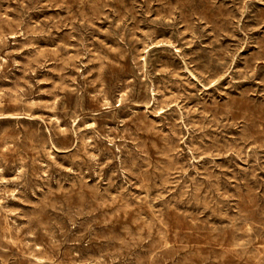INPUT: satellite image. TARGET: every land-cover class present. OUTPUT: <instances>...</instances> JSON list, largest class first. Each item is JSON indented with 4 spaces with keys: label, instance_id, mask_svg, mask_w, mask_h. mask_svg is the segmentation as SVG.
<instances>
[{
    "label": "rangeland",
    "instance_id": "1",
    "mask_svg": "<svg viewBox=\"0 0 264 264\" xmlns=\"http://www.w3.org/2000/svg\"><path fill=\"white\" fill-rule=\"evenodd\" d=\"M105 1L0 0V264H264V0Z\"/></svg>",
    "mask_w": 264,
    "mask_h": 264
},
{
    "label": "bare ground",
    "instance_id": "2",
    "mask_svg": "<svg viewBox=\"0 0 264 264\" xmlns=\"http://www.w3.org/2000/svg\"><path fill=\"white\" fill-rule=\"evenodd\" d=\"M77 1V0H76ZM79 1V0H78ZM82 1V0H81ZM84 1V0H83ZM100 1V0H99ZM103 1V0H102ZM105 1V0H104ZM133 1V0H132ZM166 1V0H165ZM191 1H193V0H191ZM32 2V1H31ZM53 2V1H52ZM89 2V1H88ZM95 2V1H94ZM106 2V1H105ZM127 2H128V0H127ZM130 2V1H129ZM211 2V1H210ZM213 2V1H212ZM63 3V2H62ZM98 3V2H97ZM132 3V2H131ZM130 3V4H131ZM175 3V2H174ZM206 3V2H205ZM93 4H95V3H93ZM190 4V3H189ZM73 5V4H72ZM90 5V4H89ZM124 5V4H123ZM128 5V4H127ZM168 5V4H167ZM60 6V5H59ZM82 6V5H81ZM103 6V5H102ZM125 6V5H124ZM131 6V5H130ZM133 6V5H132ZM170 6V5H169ZM176 6H180L179 5V3H178V5H176ZM200 6V5H199ZM65 7V6H64ZM78 7H80V6H78ZM90 7V6H89ZM123 7V6H122ZM193 7V6H192ZM214 7V6H213ZM104 8V7H103ZM178 8V7H177ZM186 9H188L187 7H185ZM216 8V7H215ZM224 8V7H223ZM27 9H28V7H27ZM69 9H70V7H69ZM83 9V8H82ZM90 9V8H89ZM91 9H94V8H91ZM126 9V8H125ZM169 9V8H168ZM176 9V8H175ZM87 10V9H86ZM122 10H124V9H122ZM133 10V9H132ZM165 10V9H164ZM181 10V9H180ZM185 10V9H184ZM189 10V9H188ZM194 10H196V9H194ZM205 10V9H204ZM225 10V9H224ZM65 11H66V9H65ZM168 11H170V10H168ZM172 11V10H171ZM182 11V10H181ZM191 11H192V9H191ZM219 11H220V9H219ZM67 12V11H66ZM69 12V11H68ZM92 12V11H91ZM128 12H130V11H128ZM174 12V11H173ZM187 12V11H186ZM77 13V12H76ZM126 13V12H125ZM171 13V12H170ZM191 13V12H190ZM193 13V12H192ZM71 14V13H70ZM133 14V13H132ZM169 14V13H168ZM20 15V14H19ZM22 15V14H21ZM63 15V14H62ZM119 15V14H118ZM126 15V14H125ZM1 16V15H0ZM68 16V15H67ZM79 16V15H78ZM170 16V15H169ZM169 16H167V17H169ZM190 16V15H189ZM19 17V16H18ZM90 17V16H89ZM100 17V16H99ZM102 17V16H101ZM162 17V16H161ZM166 17V18H167ZM188 17V16H187ZM23 18V17H22ZM164 18V17H163ZM165 18V19H166ZM205 18V17H204ZM208 18V17H207ZM71 20H72V18H70ZM86 19V18H85ZM87 19H89V18H87ZM91 19V18H90ZM99 19V18H98ZM164 19V20H165ZM192 19V18H191ZM223 19H225V18H223ZM222 19V20H223ZM2 20V19H1ZM17 20V19H16ZM68 20V19H67ZM66 20V21H67ZM70 20V21H71ZM96 20V19H95ZM108 20V19H107ZM121 21H122V19H120ZM194 20V19H193ZM215 20V19H214ZM221 20V19H220ZM226 20V19H225ZM230 20V19H229ZM4 21V20H3ZM18 21H19V19H18ZM23 21V20H22ZM81 21H83V20H81ZM97 21V20H96ZM186 21V20H185ZM13 22V21H12ZM71 22H73V20L71 21ZM84 22V21H83ZM188 22V21H187ZM3 23H5V22H3ZM8 23V22H7ZM76 23H79V22H76ZM85 23V22H84ZM96 23V22H95ZM162 23V22H161ZM19 24V23H18ZM60 24V23H59ZM20 25V24H19ZM72 25H74V24H72ZM71 25V26H72ZM81 25V24H80ZM89 25V24H88ZM223 25H225V24H223ZM223 25H222V27H223ZM9 26H10V24H9ZM75 26V25H74ZM15 27V26H14ZM23 27V26H22ZM221 27V28H222ZM6 28V27H5ZM7 28H8V26H7ZM77 28V27H76ZM11 30V29H10ZM14 30V29H13ZM79 30H81V29H79ZM124 30V29H123ZM122 30V31H123ZM88 31V30H87ZM118 31V30H117ZM219 31V30H218ZM17 32V31H16ZM125 32V31H124ZM109 33H111V32H109ZM109 33H107V34H109ZM119 33V32H118ZM127 33V32H126ZM84 34V33H83ZM114 34H117V33H114ZM12 35H13V33H12ZM71 35V34H70ZM82 35V34H81ZM85 35V34H84ZM83 36V35H82ZM112 36V35H111ZM120 36V35H119ZM2 37V36H1ZM1 37H0V39H1ZM75 37V36H74ZM73 37V38H74ZM84 37V36H83ZM115 37V36H114ZM122 37V36H121ZM67 38V37H66ZM117 38V37H116ZM63 39V38H62ZM79 39H80V37H79ZM84 39V38H83ZM3 40V39H2ZM1 40V41H2ZM126 40V39H125ZM130 40V39H129ZM8 41V40H7ZM122 41H124V40H122ZM131 41V40H130ZM81 42V41H80ZM121 42V41H120ZM6 43V42H5ZM84 43V42H83ZM8 44V43H7ZM81 44V43H80ZM125 44V43H124ZM134 44V43H133ZM83 45V44H82ZM115 45V44H114ZM63 46V45H62ZM127 46V45H126ZM131 47V46H130ZM135 48V47H134ZM133 48V49H134ZM122 50V49H121ZM126 50V49H125ZM128 50V49H127ZM8 51V50H7ZM57 51V50H56ZM77 51H78V49H77ZM112 51V50H111ZM115 51H117V49L115 50ZM119 51V50H118ZM133 51V50H132ZM6 52V51H5ZM4 52V53H5ZM79 52V51H78ZM83 52H84V50H83ZM110 52V51H109ZM123 52H124V50H123ZM135 52V51H134ZM112 53V52H111ZM118 53V52H117ZM59 54V53H58ZM79 54V53H78ZM132 54V53H131ZM5 55V54H4ZM63 55V54H62ZM50 56H52V55H50ZM55 56H57V55H55ZM59 56V55H58ZM136 56H137V54H136ZM203 56V55H202ZM215 56V55H214ZM40 57H42V56H40ZM66 57V56H65ZM78 57V56H77ZM122 57V56H121ZM133 57V56H132ZM209 57V56H208ZM8 58V57H7ZM62 58V57H61ZM98 58V57H97ZM140 58V57H139ZM134 59H135V57H134ZM39 60V59H38ZM51 60H53V59H51ZM60 60V59H59ZM97 60H99V59H97ZM108 60V59H107ZM131 60H133V59H131ZM138 60V59H137ZM136 60V61H137ZM57 61V60H56ZM109 61V60H108ZM136 61H135V63H136ZM139 61V60H138ZM204 61V60H203ZM224 61H225V59H224ZM62 62V61H61ZM211 62V61H210ZM250 62V61H249ZM1 63V62H0ZM64 63V62H63ZM62 63V64H63ZM138 63V62H137ZM141 63H142V61H141ZM143 63H144V61H143ZM146 63V62H145ZM201 63V62H200ZM251 63V62H250ZM37 64V63H36ZM67 64V63H66ZM112 64V63H111ZM64 65V64H63ZM114 65V64H113ZM217 65H218V63H217ZM115 66H118V65H115ZM136 66V65H135ZM198 66V65H197ZM249 66H250V64H249ZM1 67V66H0ZM103 67V66H102ZM213 67V66H212ZM3 68H4V66H3ZM7 68V67H6ZM67 68V67H66ZM100 68V67H99ZM105 68V67H104ZM201 68V67H200ZM228 68H229V66H228ZM252 68V67H251ZM63 69V68H62ZM100 69H102V68H100ZM122 69H124V68H122ZM1 70V69H0ZM120 70V69H119ZM125 70V69H124ZM139 70H142V69H139ZM203 70V69H202ZM3 71V70H2ZM63 71V70H62ZM101 71V70H100ZM107 71V70H106ZM121 71V70H120ZM205 71H206V69H205ZM6 72V71H5ZM61 72V71H60ZM122 72V71H121ZM129 72H130V70H129ZM233 72V71H232ZM231 72V73H232ZM10 73V72H9ZM100 73V72H99ZM102 75H105V74H103V70H102ZM104 73H105V71H104ZM110 73H112V72H110ZM118 73H120V72H118ZM125 73V72H124ZM136 73V72H135ZM135 73H133V74H135ZM219 73V72H218ZM2 74V73H1ZM113 74V73H112ZM123 74V73H122ZM127 74V73H126ZM132 74V75H133ZM10 75V74H9ZM136 75V74H135ZM214 75V74H213ZM5 76V75H4ZM11 76V75H10ZM100 76V75H99ZM134 76V75H133ZM2 78V77H1ZM100 78H101V76H100ZM104 78V77H103ZM102 78V79H103ZM109 78V77H108ZM114 78V77H113ZM124 78H125V76H124ZM6 79V78H5ZM101 79V80H102ZM107 79V78H106ZM111 79V78H110ZM138 80V79H137ZM112 81V80H111ZM119 81V80H118ZM3 82V81H2ZM115 83H116V81H114ZM122 82V81H121ZM7 83V82H6ZM102 83V82H101ZM3 84V83H2ZM104 84V83H103ZM102 84V85H103ZM108 84H109V82H108ZM113 84V83H112ZM1 85V84H0ZM8 84H5V86H7ZM15 85V84H14ZM106 85V84H105ZM13 86V85H12ZM16 86V85H15ZM84 86V85H83ZM114 87V86H113ZM84 88V87H83ZM112 88V87H111ZM23 89V88H22ZM109 89V88H108ZM115 89V88H114ZM145 89V88H144ZM150 89V88H149ZM20 90H21V88H20ZM27 90V89H26ZM113 90V89H112ZM147 90V89H146ZM7 91H10V90H7ZM78 91V90H77ZM76 91V92H77ZM88 91V90H87ZM149 91V90H148ZM154 91V90H153ZM11 92V91H10ZM31 92V91H30ZM16 93V92H15ZM29 93V92H28ZM78 93V92H77ZM98 93V92H97ZM103 93V92H102ZM109 93V92H108ZM151 93H152V90H151ZM14 94V93H13ZM19 94V93H18ZM1 95H3V94H1ZM36 95V94H35ZM78 95V94H77ZM110 95H112V94H110ZM153 95V94H152ZM25 96V95H24ZM23 96V97H24ZM28 96H30V95H28ZM145 96V95H144ZM3 97H5L4 95H3ZM96 97V96H95ZM134 97V96H133ZM140 97V96H139ZM11 98V97H10ZM20 98H21V96H20ZM27 98H29V97H27ZM93 98V97H92ZM100 98V97H99ZM103 98H105V97H103ZM109 98V97H108ZM137 98V97H136ZM142 98H143V96H142ZM1 99V98H0ZM78 99V98H77ZM83 99H84V97H83ZM110 99V98H109ZM144 99V98H143ZM22 100V99H21ZM25 100H27V99H25ZM78 100H80V99H78ZM85 100V99H84ZM112 100H113V97H112ZM150 100V99H149ZM148 100V101H149ZM15 101V100H14ZM65 101V100H64ZM94 101V100H93ZM103 101V100H102ZM145 101V100H144ZM34 102V101H33ZM59 102V101H58ZM88 102V101H87ZM18 103V102H17ZM28 103V102H27ZM80 103H81V101H80ZM83 103V102H82ZM101 103V102H100ZM111 103V102H110ZM119 103V102H118ZM154 103V102H153ZM35 104V103H34ZM64 104V103H63ZM75 104H77L76 102H75ZM106 104H108L107 102H106ZM147 104V103H146ZM21 105V104H20ZM57 105V104H56ZM65 105V104H64ZM77 105H79V104H77ZM88 105H89V102H88ZM99 105V104H98ZM7 106V105H6ZM9 106V105H8ZM16 106L17 105H15V109H16ZM27 106H28V104H27ZM30 106V105H29ZM85 106V105H84ZM101 106V105H100ZM110 106H111V104H110ZM249 106V105H248ZM253 106V105H252ZM18 107H20V106H18ZM22 107V106H21ZM20 107V108H21ZM33 107V106H32ZM66 107V106H65ZM236 107V106H235ZM255 107V106H254ZM1 108H3V107H1ZM14 108V107H13ZM36 108V107H35ZM55 108V107H54ZM77 108V107H76ZM100 108V107H99ZM98 108V109H99ZM104 108H107V107H104ZM234 108V107H233ZM251 108V107H250ZM262 108V107H261ZM23 109V108H22ZM66 109V108H65ZM72 109V108H71ZM84 109V108H83ZM128 109V108H127ZM132 109V108H131ZM236 109V108H235ZM239 109V108H238ZM20 110V109H19ZM63 110V109H62ZM88 110V109H87ZM100 110V109H99ZM231 110V109H230ZM264 110V109H263ZM65 111V110H64ZM95 111V110H94ZM118 111V110H117ZM122 111V110H121ZM121 111H120V113H121ZM124 111V110H123ZM257 111V110H256ZM12 112V111H11ZM30 112V111H29ZM83 112V111H82ZM85 112V111H84ZM88 112V111H87ZM139 112V111H138ZM137 112V113H138ZM234 112V111H233ZM235 112H237V111H235ZM57 113H58V111H57ZM116 113V112H115ZM239 113V112H238ZM60 114V113H59ZM77 114V113H76ZM122 114V113H121ZM135 114V113H134ZM243 114V113H242ZM247 114V113H246ZM71 115V114H70ZM75 115V114H74ZM120 114L118 113V116H119ZM127 115V114H126ZM130 115V114H129ZM128 115V116H129ZM244 115V114H243ZM264 115V114H263ZM8 116V115H7ZM91 116V115H90ZM141 116V115H140ZM143 116V115H142ZM253 116V115H252ZM261 116V115H260ZM61 117V116H60ZM92 117V116H91ZM95 117V116H94ZM103 117V116H102ZM106 117V116H105ZM145 117V116H144ZM148 117V116H147ZM216 117H217V115H216ZM244 117V116H243ZM245 117H246V115H245ZM10 118H11V116H10ZM75 118H77V117H75ZM108 118V117H107ZM109 118H111V117H109ZM140 118V117H139ZM18 119V118H17ZM67 119V118H66ZM121 119V118H120ZM132 119V118H131ZM130 119V120H131ZM135 119V118H134ZM137 119V118H136ZM20 120V119H19ZM18 120V121H19ZM22 120V119H21ZM81 120V119H80ZM249 120V119H248ZM4 121V120H3ZM26 121V120H25ZM103 121V120H102ZM134 121V120H133ZM151 121V120H150ZM7 122V121H6ZM6 122H4V123H6ZM13 122H15V121H13ZM12 122V123H13ZM24 122V121H23ZM138 122V121H137ZM249 122H252V121H249ZM128 123V122H127ZM136 123V122H135ZM258 123V122H257ZM18 124V123H17ZM133 124V123H132ZM149 124V123H148ZM248 124V123H247ZM145 126H146V124H144ZM254 125V124H253ZM5 126V125H4ZM4 126H2V127H4ZM9 126V125H8ZM13 126V125H12ZM11 126V127H12ZM20 126V125H19ZM248 126V125H247ZM246 126V127H247ZM1 127V128H2ZM102 127V126H101ZM105 127V126H104ZM136 127V126H135ZM151 127H153V126H151ZM260 127V126H259ZM19 128V127H18ZM144 129V128H143ZM150 129V128H149ZM155 129V128H154ZM8 130V129H7ZM10 130V129H9ZM95 130V129H94ZM98 130V129H97ZM104 130H105V128H104ZM136 130H138V129H136ZM254 130V129H253ZM256 130H258V127L256 128ZM11 131H13V130H11ZM17 131V130H16ZM16 131H14V132H16ZM54 131V130H53ZM111 131H112V129H111ZM114 131V130H113ZM141 131V130H140ZM249 131V130H248ZM248 131H246V132H248ZM5 132H7L6 130H5ZM101 132V131H100ZM103 132V131H102ZM154 132V131H153ZM1 133V132H0ZM64 133V132H63ZM68 133H70V132H68ZM117 133V132H116ZM145 133V132H144ZM96 134V133H95ZM101 134V133H100ZM104 134V133H103ZM141 134V133H140ZM151 133H149V135H150ZM5 135V134H4ZM27 135H29V134H27ZM39 135V134H38ZM44 135V134H43ZM54 135H55V133H54ZM65 135V134H64ZM68 135H70V134H68ZM75 135V134H74ZM142 135V134H141ZM154 135V134H153ZM155 135H157V134H155ZM159 135V134H158ZM244 135V134H243ZM248 135V134H247ZM250 135V134H249ZM261 135H263V134H261ZM34 136H36V135H34ZM147 136V135H146ZM9 137V136H8ZM59 137H60V135H59ZM101 137H102V135H101ZM140 137V136H139ZM158 137V136H157ZM7 138V137H6ZM52 138V137H51ZM64 138V137H63ZM73 138V137H72ZM77 138V137H76ZM108 138V137H107ZM143 138V137H142ZM159 138V137H158ZM20 139V138H19ZM43 139V138H42ZM41 139V140H42ZM56 139H58V138H56ZM160 139V138H159ZM164 139V138H163ZM251 139V138H250ZM258 139V138H257ZM3 140V139H2ZM35 140V139H34ZM36 140H38V139H36ZM47 140V139H46ZM101 140V139H100ZM157 140V139H156ZM1 141V140H0ZM7 141V140H6ZM14 141H16V140H14ZM39 141V140H38ZM48 141V140H47ZM63 141H65V139L63 140ZM71 141V140H70ZM146 141V140H145ZM158 141V140H157ZM11 142V141H10ZM25 142V141H24ZM56 142V141H55ZM68 142V141H67ZM150 142V141H149ZM162 142V141H161ZM165 142V141H164ZM163 142V143H164ZM167 142V141H166ZM3 143V142H2ZM17 143V142H16ZM36 143V142H35ZM38 143V142H37ZM40 143V142H39ZM58 143V142H57ZM61 143V142H60ZM72 143V142H71ZM19 144V143H18ZM22 144V143H21ZM26 144V143H25ZM42 144V143H41ZM44 144V143H43ZM59 144V143H58ZM75 144H76V142H75ZM146 144V143H145ZM152 144V143H151ZM84 145V144H83ZM99 145H101V144H99ZM171 145V144H170ZM8 146V145H7ZM15 146V145H14ZM18 146H20V145H18ZM30 146V145H29ZM67 146H69V145H67ZM102 146V145H101ZM165 146V145H164ZM12 147V146H11ZM27 147V146H26ZM35 147H36V145H35ZM71 147V146H70ZM81 147H83V146H81ZM85 147V146H84ZM98 147V146H97ZM151 147H152V145H151ZM2 148V147H1ZM6 148H8V147H6ZM41 148H43L42 146H41ZM162 148V147H161ZM166 148V147H165ZM22 149V148H21ZM20 149V150H21ZM24 149H25V147H24ZM156 149V148H155ZM164 149V148H163ZM169 149V148H168ZM5 150V149H4ZM11 150V149H10ZM30 150V149H29ZM24 151H26V150H24ZM84 151V150H83ZM87 151V150H86ZM85 151V152H86ZM44 152V151H43ZM11 153V152H10ZM15 153H17V152H15ZM18 153H20V152H18ZM24 153V152H23ZM159 153V152H158ZM25 154V153H24ZM30 154V153H29ZM154 154H157V153H154ZM13 155V154H12ZM18 155V154H17ZM2 156V155H1ZM85 156V155H84ZM10 157H12V156H10ZM85 157H87V156H85ZM155 157V156H154ZM162 157H165V154L164 155H162ZM29 158V157H28ZM84 158V157H83ZM31 159V158H30ZM87 159V158H86ZM166 159V158H165ZM12 160V159H11ZM169 160V159H168ZM0 161H2V160H0ZM26 161V160H25ZM31 161V160H30ZM4 162V161H3ZM17 162V161H16ZM5 163H7V162H5ZM18 163V162H17ZM27 163V162H26ZM32 163V162H31ZM92 163V162H91ZM21 164V163H20ZM24 164V163H23ZM7 165V164H6ZM33 165V164H32ZM31 165V166H32ZM9 166H11V165H9ZM39 166V165H38ZM7 167V166H6ZM30 167V166H29ZM37 167V166H36ZM39 168V167H38ZM26 171V170H25ZM27 172H28V170H27ZM25 173V172H24ZM36 173V172H35ZM27 177V176H26ZM25 177V178H26ZM144 177V176H143ZM31 178V177H30ZM40 178V177H39ZM39 178H37V179H39ZM142 179V178H141ZM34 181V180H33ZM37 182V181H36ZM150 182V181H149ZM209 185V184H208ZM151 186V185H150ZM213 187V186H212ZM150 190V189H149ZM217 191V190H216ZM95 192V191H94ZM200 192H201V190H200ZM209 192H211V191H209ZM208 192V193H209ZM90 193H91V191H90ZM217 193V192H216ZM253 193V192H252ZM212 194V193H211ZM250 194V193H249ZM93 195V194H92ZM255 195V194H254ZM94 196H96V195H94ZM198 196H199V194H198ZM210 196V195H209ZM254 197V196H253ZM93 198V197H92ZM256 198V197H255ZM91 199V198H90ZM101 199V198H100ZM76 200V199H75ZM258 200V199H257ZM85 201V200H84ZM88 201V200H87ZM240 201V200H239ZM82 202V201H81ZM244 202H246V201H244ZM248 202V201H247ZM260 202V201H259ZM83 203V202H82ZM241 203V202H240ZM252 203V202H251ZM254 203V202H253ZM252 203V204H253ZM99 204V203H98ZM106 204V203H105ZM203 204V203H202ZM79 205V204H78ZM77 205V206H78ZM83 205H84V203H83ZM83 205H81V203H80V206L82 207ZM92 205H93V203H92ZM104 205V204H103ZM206 205V204H205ZM244 205V204H243ZM250 205V204H249ZM4 206V205H3ZM48 206H49V204H48ZM101 206V205H100ZM148 206V205H147ZM254 206V205H253ZM73 207H75V206H73ZM243 207V206H242ZM248 207V206H247ZM264 207V206H263ZM44 208V207H43ZM46 208V207H45ZM49 208V207H48ZM64 208V207H63ZM209 208V207H208ZM246 208V207H245ZM255 208H256V206H255ZM3 209V208H2ZM79 209V208H78ZM95 209V208H94ZM206 209H207V207H206ZM74 210V209H73ZM85 210V209H84ZM83 210V211H84ZM123 210V209H122ZM210 210H211V208H210ZM217 210V209H216ZM219 210V209H218ZM222 210V209H221ZM247 210V209H246ZM260 210V209H259ZM61 211V210H60ZM79 211V210H78ZM87 211V210H86ZM94 211V210H93ZM99 211V210H98ZM124 212H125V210H123ZM149 211V210H148ZM240 211V210H239ZM248 211V210H247ZM4 212V211H3ZM65 212V211H64ZM88 212V211H87ZM101 212V211H100ZM120 212V211H119ZM131 212V211H130ZM42 213H43V211H42ZM45 213V212H44ZM60 213V212H59ZM63 213V212H62ZM79 213V212H78ZM169 213V212H168ZM246 213V212H245ZM248 213V212H247ZM250 213V212H249ZM256 213V212H255ZM41 214V213H40ZM49 214V213H48ZM70 214H74V212L73 213H70ZM117 214V213H116ZM156 214V213H155ZM166 214V213H165ZM175 214V213H174ZM214 214V213H213ZM259 214V213H258ZM3 215V214H2ZM98 215V214H97ZM138 215V214H137ZM141 215H143V214H141ZM167 215V214H166ZM165 215V216H166ZM183 215V214H182ZM222 215H223V213H222ZM251 215V214H250ZM261 215V214H260ZM51 216V215H50ZM67 216V215H66ZM72 216V215H71ZM74 216V215H73ZM81 216V215H80ZM88 216H89V214H88ZM103 216V215H102ZM151 216V215H150ZM153 216V215H152ZM158 216V215H157ZM164 216V217H165ZM217 216V215H216ZM220 216V215H219ZM242 216V215H241ZM254 216V215H253ZM1 217V216H0ZM61 217V216H60ZM85 217V216H84ZM99 217V216H98ZM180 217V216H179ZM195 217V216H194ZM238 217V216H237ZM243 217V216H242ZM32 217H30L29 219H31ZM34 218V217H33ZM99 218H101V217H99ZM124 218V217H123ZM223 218V217H222ZM233 218H235V217H233ZM261 218H263L262 216H261ZM92 219V218H91ZM96 219V218H95ZM111 219V218H110ZM125 219V218H124ZM160 219V218H159ZM162 219V218H161ZM170 219V218H169ZM175 219V218H174ZM183 219V218H182ZM181 219V220H182ZM188 218H186V220H187ZM194 219H196V218H194ZM193 219V220H194ZM219 219V218H218ZM224 219V218H223ZM236 219V218H235ZM256 219V218H255ZM6 220H8V219H6ZM14 220V219H13ZM65 220V219H64ZM63 220V221H64ZM103 220V219H102ZM109 220V219H108ZM163 220V219H162ZM185 220V219H184ZM198 220V219H197ZM241 220V219H240ZM32 221V220H31ZM52 221H53V219H52ZM72 221H75V219L74 220H72ZM123 221V220H122ZM125 221V220H124ZM160 221V220H159ZM230 221V220H229ZM55 222V221H54ZM79 222V221H78ZM100 222H102L101 220H100ZM105 222V221H104ZM180 222V221H179ZM239 222V221H238ZM257 222V224H258V221H256ZM264 222V221H263ZM27 223V222H26ZM84 223V222H83ZM109 223H110V221H109ZM112 223V222H111ZM136 223V222H135ZM143 223V222H142ZM149 223V222H148ZM163 223H165V222H163ZM172 223V222H171ZM178 223V222H177ZM201 223V222H200ZM203 223V222H202ZM253 223V222H252ZM31 224V223H30ZM34 224V223H33ZM46 224V223H45ZM74 224V223H73ZM100 224V223H99ZM103 224V223H102ZM158 224V223H157ZM166 224V223H165ZM189 224V223H188ZM254 224V223H253ZM262 224V223H261ZM16 225H19V224H16ZM24 225V224H23ZM58 225V224H57ZM83 225V224H82ZM159 225V224H158ZM167 225V224H166ZM204 225V224H203ZM228 225H230V224H228ZM247 225V224H246ZM250 225H252V224H250ZM20 226V225H19ZM26 226V225H25ZM24 226V227H25ZM30 226V225H29ZM35 226V225H34ZM60 226V225H59ZM65 226V225H64ZM75 226V225H74ZM106 226V225H105ZM114 226V225H113ZM163 226V225H162ZM244 227H245V225H243ZM256 226V225H255ZM5 227H6V225H5ZM9 227V226H8ZM13 227V226H12ZM26 227H28V225L26 226ZM45 227H48V226H45ZM51 227V226H50ZM62 227V226H61ZM72 227V226H71ZM70 227V228H71ZM89 227V226H88ZM153 227H154V225H153ZM177 227H178V225H177ZM189 227V226H188ZM264 227V226H263ZM66 228V227H65ZM74 228V227H73ZM92 228V227H91ZM90 228V229H91ZM102 228V227H101ZM110 228V227H109ZM134 228V227H133ZM160 228V227H159ZM3 229V228H2ZM5 229V228H4ZM7 229V228H6ZM5 229V230H6ZM62 229V228H61ZM127 229H128V227H127ZM126 229V230H127ZM146 229V228H145ZM153 229V228H152ZM189 229H191V228H189ZM192 229H193V227H192ZM199 229V228H198ZM232 229V228H231ZM230 229V230H231ZM240 229H242V228H239V230ZM246 229V228H245ZM52 230V229H51ZM51 230H49V231H51ZM54 230V229H53ZM68 230V229H67ZM72 230V229H71ZM77 230V229H76ZM125 230V229H124ZM149 230H150V228H149ZM162 230V229H161ZM197 230V229H196ZM195 230V231H196ZM199 230H201V228L199 229ZM228 230V229H227ZM247 230V229H246ZM252 230V229H251ZM7 231V230H6ZM9 231V230H8ZM13 231H15V230H13ZM24 231H26V230H24ZM24 231H23V233H24ZM38 231V230H37ZM59 231H61V230H59ZM70 231V230H69ZM82 231V230H81ZM105 231H107V229L105 230ZM128 231V230H127ZM130 231V230H129ZM141 231V230H140ZM146 231H148V230H146ZM160 231V230H159ZM212 231V230H211ZM235 231V230H234ZM257 231V230H256ZM41 232V231H40ZM57 232V231H56ZM75 232V231H74ZM92 232V231H91ZM96 232V231H95ZM109 233H110V231H108ZM120 232V231H119ZM150 232V231H149ZM197 232H199V231H197ZM213 232V231H212ZM249 232V231H248ZM6 233V232H5ZM19 233H20V231H19ZM58 233V232H57ZM66 233V232H65ZM82 233H84V232H82ZM100 233V232H99ZM113 233V232H112ZM126 233V232H125ZM162 233V232H161ZM227 233H228V231H227ZM14 234V233H13ZM43 234H45V232L43 233ZM74 234V233H73ZM98 234V233H97ZM111 234V233H110ZM128 234V233H127ZM157 234V233H156ZM184 234V233H183ZM195 234V233H194ZM209 234V233H208ZM245 234V233H244ZM254 234V233H253ZM12 235V234H11ZM15 235V234H14ZM33 235V234H32ZM46 235V234H45ZM66 235H67V233H66ZM82 235V234H81ZM128 235H130V233L128 234ZM128 235H126V236H128ZM132 235V234H131ZM137 235V234H136ZM139 235H141V234H139ZM150 235V234H149ZM158 235V234H157ZM160 235V234H159ZM179 235V234H178ZM212 235H214V234H212ZM217 235V234H216ZM221 235V234H220ZM224 235V234H223ZM240 235V234H239ZM255 235V234H254ZM19 236V235H18ZM28 236V235H27ZM105 236V235H104ZM113 236V235H112ZM133 236V235H132ZM147 236V235H146ZM161 236H162V234H161ZM14 237V236H13ZM86 237V236H85ZM101 237V236H100ZM106 237V236H105ZM116 237V236H115ZM136 237V236H135ZM182 237V236H181ZM226 237V236H225ZM244 237H245V235H244ZM262 237V236H261ZM260 237V238H261ZM16 238V237H15ZM32 238V237H31ZM56 238V237H55ZM74 238V237H73ZM87 238V237H86ZM95 238V237H94ZM93 238V239H94ZM109 238V237H108ZM147 238V237H146ZM151 238V237H150ZM159 238V237H158ZM184 238V237H183ZM187 238V237H186ZM202 238V237H201ZM218 238V237H217ZM248 238V237H247ZM253 238H254V236H253ZM29 239V238H28ZM46 239V238H45ZM64 239V238H63ZM115 239V238H114ZM148 239V238H147ZM152 239V238H151ZM159 239H161V238H159ZM175 239V238H174ZM226 239H227V237H226ZM236 239V238H235ZM252 239V238H251ZM262 239V238H261ZM4 240V239H3ZM7 240V239H6ZM13 240V239H12ZM17 240V239H16ZM15 240V241H16ZM61 240H62V238H61ZM69 240V239H68ZM96 240V239H95ZM104 240V239H103ZM112 240V239H111ZM111 240L110 241H108V242H110L111 243ZM116 240V239H115ZM143 240V239H142ZM141 240V241H142ZM165 240V239H164ZM204 240V239H203ZM225 240V239H224ZM264 240V239H263ZM44 241V240H43ZM48 241V240H47ZM71 241V240H70ZM75 241V240H74ZM73 241V242H74ZM90 241V240H89ZM101 241V240H100ZM105 241V240H104ZM117 241H118V239H117ZM123 241V240H122ZM140 241V240H139ZM151 241V240H150ZM240 241V240H239ZM253 241V240H252ZM256 241V240H255ZM12 242V241H11ZM35 242V241H34ZM63 242V241H62ZM81 242H83V241H81ZM80 242V243H81ZM94 242V241H93ZM97 242V241H96ZM119 242H120V240H119ZM131 242V241H130ZM133 242V241H132ZM161 242H162V240H161ZM183 242V241H182ZM3 243V242H2ZM36 243V242H35ZM38 243V242H37ZM65 243V242H64ZM99 243V242H98ZM143 243V242H142ZM148 243V242H147ZM154 243V242H153ZM153 243H151V244H153ZM160 243V242H159ZM7 244V243H6ZM16 244V243H15ZM68 244V243H67ZM96 244V243H95ZM109 244V243H108ZM116 244V243H115ZM121 244V243H120ZM139 244V243H138ZM137 244V245H138ZM151 244H149V245H151ZM235 244H236V242H235ZM245 244V243H244ZM248 244V243H247ZM18 245V244H17ZM29 245V244H28ZM64 245V244H63ZM76 245V244H75ZM78 245V244H77ZM83 245V244H82ZM93 245V244H92ZM100 245V244H99ZM117 245V244H116ZM124 246H125V244H123ZM167 245V244H166ZM254 245V244H253ZM7 246V245H6ZM27 246V245H26ZM79 246H81V245H79ZM78 246V247H79ZM89 246V245H88ZM91 246V245H90ZM95 246H97V245H95ZM95 246H94V248H95ZM106 246V245H105ZM111 246V245H110ZM119 246V245H118ZM127 246V245H126ZM134 246V245H133ZM136 246V245H135ZM164 246V245H163ZM173 246V245H172ZM176 246V245H175ZM183 246V245H182ZM198 246V245H197ZM196 246V247H197ZM248 246V245H247ZM18 247V246H17ZM55 247V246H54ZM72 247V246H71ZM77 247V246H76ZM114 247V246H113ZM195 247V246H194ZM243 247V246H242ZM30 248V247H29ZM111 248V247H110ZM115 248V247H114ZM120 248V247H119ZM122 248V247H121ZM124 248V247H123ZM133 248V247H132ZM138 248V247H137ZM151 248V247H150ZM162 249H165V248H163V247H161ZM173 248V247H172ZM186 248V247H185ZM243 248H245V247H243ZM253 248V247H252ZM258 248V247H257ZM7 249V248H6ZM9 249V248H8ZM33 249V248H32ZM81 249V248H80ZM97 249V248H96ZM140 249V248H139ZM145 249V248H144ZM152 249H153V245H152ZM255 249V248H254ZM17 250V249H16ZM83 250V249H82ZM107 250V249H106ZM122 250V249H121ZM234 250V249H233ZM263 250V249H262ZM13 251V250H12ZM40 251V250H39ZM44 251V250H43ZM70 251V250H69ZM77 251V250H76ZM113 251H114V249H113ZM119 251H120V249H119ZM125 251V250H124ZM147 250H145V252H146ZM167 251V250H166ZM174 251V250H173ZM177 251V250H176ZM183 251V250H182ZM230 251V250H229ZM15 252V251H14ZM58 252V251H57ZM101 252V251H100ZM116 252V251H115ZM123 252V251H122ZM134 252V251H133ZM132 252V253H133ZM138 252H139V250H138ZM222 252V251H221ZM256 252H257V250H256ZM264 252V251H263ZM44 253V252H43ZM63 253V252H62ZM79 253V252H78ZM121 253V252H120ZM124 253V252H123ZM131 253V252H130ZM150 253H151V251H150ZM198 253V252H197ZM196 253V254H197ZM246 253V252H245ZM250 253H252V252H250ZM24 254V253H23ZM27 254V253H26ZM52 254V253H51ZM96 254V253H95ZM101 254H103V253H101ZM136 254V253H135ZM148 254H149V252H148ZM152 254V253H151ZM150 254V255H151ZM154 254H156V253H154ZM160 254H163V253H160ZM171 254V253H170ZM213 254V253H212ZM247 254V253H246ZM253 254V253H252ZM1 255H3V254H1ZM19 255V254H18ZM31 255V254H30ZM78 255V254H77ZM100 255V254H99ZM109 255H111V254H109ZM144 255V254H143ZM256 255V254H255ZM59 256V255H58ZM79 256V255H78ZM106 256H108V255H106ZM113 256V255H112ZM116 256H117V254H116ZM119 256V255H118ZM140 256V255H139ZM152 256V255H151ZM164 256V255H163ZM174 256H176V255H174ZM200 256V255H199ZM261 256V255H260ZM17 257V256H16ZM45 257V256H44ZM114 257V256H113ZM121 257V256H120ZM131 257V256H130ZM135 257V256H134ZM142 257V256H141ZM196 257V256H195ZM201 257H202V255H201ZM247 257V256H246ZM18 258V257H17ZM32 258V257H31ZM77 258V257H76ZM79 258V257H78ZM82 258V257H81ZM100 258V257H99ZM104 258V257H103ZM109 258V257H108ZM107 258V259H108ZM123 258V257H122ZM126 258V257H125ZM129 258V257H128ZM132 258V257H131ZM140 258V257H139ZM145 258V257H144ZM153 258V257H152ZM167 258V257H166ZM178 258V257H177ZM185 258V257H184ZM189 258H190V256H189ZM197 258H200V257H197ZM257 258H259V257H257ZM263 258V257H262ZM57 259V258H56ZM64 259V258H63ZM62 259V260H63ZM133 259V258H132ZM137 259H138V257H137ZM143 259V258H142ZM43 260V259H42ZM144 260V259H143ZM161 260V259H160ZM186 260V258L184 259V261ZM201 260V259H200ZM263 260V259H262ZM31 261V260H30ZM64 261V260H63ZM79 261H80V259H79ZM82 261V260H81ZM144 261H146V260H144ZM153 261V260H152ZM9 262V261H8ZM101 262V261H100ZM110 262V261H109ZM160 262V261H159ZM163 262V261H162ZM172 262V261H171ZM170 262V263H171ZM180 262V261H179ZM183 262V261H182ZM187 262V261H186ZM185 262V263H186ZM201 262V261H200ZM205 262V261H204ZM221 262H222V260H221ZM5 262L3 261V264H4ZM60 263V262H59ZM80 263V262H79ZM112 263V262H111ZM141 263V262H140ZM139 263V264H140ZM161 263V262H160ZM210 263V262H209ZM215 263V262H214ZM153 264V263H152ZM180 264V263H179ZM183 264H184V262H183ZM188 264V263H187ZM190 264V263H189ZM208 264V263H207ZM223 264V263H222Z\"/></svg>",
    "mask_w": 264,
    "mask_h": 264
}]
</instances>
